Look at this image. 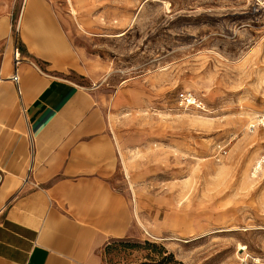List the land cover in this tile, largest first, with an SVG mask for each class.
<instances>
[{
    "label": "rangeland",
    "instance_id": "obj_1",
    "mask_svg": "<svg viewBox=\"0 0 264 264\" xmlns=\"http://www.w3.org/2000/svg\"><path fill=\"white\" fill-rule=\"evenodd\" d=\"M34 1L63 39L61 68L31 48ZM0 21L1 81L17 43L101 97L132 212L102 264L264 260V131L248 132L264 114V12L251 0H0Z\"/></svg>",
    "mask_w": 264,
    "mask_h": 264
},
{
    "label": "crops",
    "instance_id": "obj_2",
    "mask_svg": "<svg viewBox=\"0 0 264 264\" xmlns=\"http://www.w3.org/2000/svg\"><path fill=\"white\" fill-rule=\"evenodd\" d=\"M32 5L37 17L25 20L40 19L44 36L33 35L31 48L61 68L63 39ZM16 44L11 72L0 80V264H102L104 247L128 234L132 212L114 183L101 97L22 56L16 85Z\"/></svg>",
    "mask_w": 264,
    "mask_h": 264
},
{
    "label": "built area",
    "instance_id": "obj_3",
    "mask_svg": "<svg viewBox=\"0 0 264 264\" xmlns=\"http://www.w3.org/2000/svg\"><path fill=\"white\" fill-rule=\"evenodd\" d=\"M253 4L264 12V0H251ZM23 58L21 57V52L19 49V46L16 44L13 50V66H14V72L11 77V80L18 85V67L23 62ZM179 101L182 105L187 107H195L198 109H201L202 103L199 101L198 98H196L191 93H180L179 94ZM256 130H263L264 131V114L258 115L253 122H251L248 125V132L254 133ZM263 161H264V155H263ZM242 264H264V260L260 258H253L251 261L244 260Z\"/></svg>",
    "mask_w": 264,
    "mask_h": 264
},
{
    "label": "bare ground",
    "instance_id": "obj_4",
    "mask_svg": "<svg viewBox=\"0 0 264 264\" xmlns=\"http://www.w3.org/2000/svg\"><path fill=\"white\" fill-rule=\"evenodd\" d=\"M168 4V3H167ZM169 6V5H168ZM123 35V34H121ZM262 160L261 159H258L257 162H256V165H257V169H262Z\"/></svg>",
    "mask_w": 264,
    "mask_h": 264
}]
</instances>
